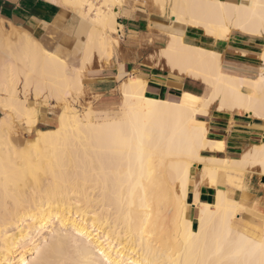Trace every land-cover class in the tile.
<instances>
[{"label":"bare ground","instance_id":"bare-ground-1","mask_svg":"<svg viewBox=\"0 0 264 264\" xmlns=\"http://www.w3.org/2000/svg\"><path fill=\"white\" fill-rule=\"evenodd\" d=\"M113 1L61 0L78 9L76 66L29 35L7 39L10 59L0 64V104L9 110L0 117V264H221L223 250L240 264H260L264 215L259 237L246 232L238 223L244 197L218 186L212 203L194 197L192 228L186 197L203 183L217 186L222 171L255 167L264 174V137L229 158L221 154L223 139L208 136L206 121L211 107L264 120V0H155L185 29L170 31L149 58L209 91L197 105L182 93L153 97L147 81L132 75L120 83L118 112L101 118L98 109L81 114L70 97L85 64L96 54L109 59L118 45ZM234 31L263 40L255 73L223 64L221 46ZM19 80L23 93L46 91L61 103L55 124L22 145L10 135V113H24L30 130L37 111L19 96Z\"/></svg>","mask_w":264,"mask_h":264},{"label":"crops","instance_id":"crops-1","mask_svg":"<svg viewBox=\"0 0 264 264\" xmlns=\"http://www.w3.org/2000/svg\"><path fill=\"white\" fill-rule=\"evenodd\" d=\"M75 15L65 12L55 1L0 0V64H7L10 59L5 46L7 39L18 40L22 38V41L25 35L37 39L36 41L42 47L56 53L68 64L72 66L80 64L78 54H76L78 15ZM121 25L129 33L126 39L121 40L119 37V45L116 47L118 56L99 61L94 55L91 61L87 63L94 64V67L86 72L87 82L97 86H107L100 89L104 92L120 79L137 75L147 81L146 93L148 95L160 98H177L182 93L183 100L184 97L196 96L195 101L190 103L197 105L206 92L205 86L204 89L200 86V83H204L198 79L181 76L174 72L165 73L162 68L150 65L151 63L141 56L139 31L134 27L129 28L125 27L124 24ZM244 37L246 40H241V46L228 44L222 58L227 53L230 58L229 64H260L258 54L261 51V43L258 41L259 38ZM119 53L121 54L119 55ZM118 75L122 76L119 77ZM102 104H112V99L106 98ZM247 115L243 112L229 113L214 110L206 116L209 129L208 136L223 139L224 149L221 150L223 156L237 158L245 146L263 139L264 128L262 125L264 120ZM263 180L264 177L255 167H251L245 171L234 172L230 170L218 173L217 186L203 183L199 185L196 195L194 190L189 189L186 200L191 204L189 209L191 227L196 228L197 226V206L194 204V197L196 196L200 203H212L219 186L227 188L236 199L242 196L243 190L247 191L249 198L244 200L246 206L244 205V209L239 213L238 223L244 230L254 231L255 223H260V216L264 213Z\"/></svg>","mask_w":264,"mask_h":264},{"label":"rangeland","instance_id":"rangeland-1","mask_svg":"<svg viewBox=\"0 0 264 264\" xmlns=\"http://www.w3.org/2000/svg\"><path fill=\"white\" fill-rule=\"evenodd\" d=\"M103 1L104 0H93L95 4H101V2ZM55 2H57L62 7V9L65 10V12L76 14L75 16H77L78 14L77 7L64 4L61 2V0H55ZM157 3L158 2L155 0H114L113 1L114 8H116L115 19L120 24H124L125 27H129V28L134 27L139 31L140 50H141L140 52H141L142 58H144L146 61H149V63H151L150 65L152 66L160 67L162 65V68H163L162 71L167 73L170 71H168L163 66V64H161L160 66L156 65L153 59L149 58V55L155 52L158 48L166 45L168 38H169L170 31H176L179 34H182L184 32L185 25L181 22L173 23L171 19L169 20L167 16H165L164 14L160 12L161 10ZM111 7L113 8V6ZM74 10L76 12H74ZM121 27L122 28H120L119 36L121 37V40H122V39L127 38L129 31L126 28H124L122 25ZM241 40H246V38L242 36L241 34H239L238 32H235V31L232 32L231 35L229 36V39L226 41V43L223 46H221L222 52L225 51L226 46L228 44L231 46H236V44L237 46L238 45L241 46L240 44L242 43ZM202 41L203 43L204 41L205 43H207L206 40L204 39H202ZM258 41L261 44L263 43L262 39H259ZM118 45H119V42H118ZM118 45L114 44L112 46V55L110 58H112L113 56L114 57L118 56V49H116ZM120 54L121 53H119V55ZM97 59L99 61L107 60L105 58L101 59L99 58V56H97ZM229 59H230L229 55L225 53L224 57L222 58L223 64L226 65L227 67L228 66L231 67L232 65L234 69H238V70L243 69V70H247L248 72L255 73L256 69L259 66V64H251V65L250 64L248 65L247 64H235V65L229 64L227 65L228 64L227 62ZM93 67H94V64H85L82 70V74H81L80 89L73 91V95L70 97L71 100L69 99L70 104L73 107H75L77 110H79L81 114L85 113L88 109L91 108V109H98L96 113L98 116H101V118L107 115L109 116L113 115L118 112L119 104L120 102H122V95L120 93V83L124 81L127 77L120 79L118 82H115L111 86V88H109L107 91L102 92L100 91V89H102L103 87H107V86L105 85L97 86V85H93L87 82L86 72L90 71ZM171 72L178 74L176 71H171ZM122 75H118V76L120 77ZM178 75L187 76L185 74H178ZM200 84H201L200 86L203 89L205 86L206 92L209 91V87L207 86V84L205 85L202 83ZM17 87L19 90V96L23 99H28L31 103H33L37 111L36 113L37 120L33 128L30 130L27 128L28 124H26V120H25L26 116L24 113L18 116L16 113L10 111L11 112L9 116L10 135L11 137L14 138L17 145H22L25 141H32L39 129H45L55 124V121H56L55 114L59 111L61 103L55 100L54 98L49 97L48 94H46L47 93L46 91H44L45 93H42L36 96L34 95V93H32L33 91L31 90H27L26 93H23L22 83H20V80L17 83ZM195 97L196 96L184 97V100L186 102H194L196 99ZM106 98H111L112 104L103 105L102 102H104ZM1 105L2 104H0V117L5 115L6 112L9 111L6 108L4 109V107H2ZM214 110L215 109L211 107L208 110L209 112L207 116L211 114ZM174 191L175 189L173 188L169 189L168 195L171 197ZM243 197H244V200H247L249 198L246 190H243L242 196L239 199ZM172 212L173 211L170 212L171 215H172ZM263 215L264 213L260 216V223H258L257 225L255 223V230L254 231L246 230V232L248 233L256 232L258 233L257 236L259 237L260 232H261L260 227H261ZM230 255L231 254L227 250H223L217 253V257L219 258V261L221 264H234L236 259L233 261ZM238 259H242V257L239 256ZM238 261L240 262V260Z\"/></svg>","mask_w":264,"mask_h":264},{"label":"snow or ice","instance_id":"snow-or-ice-1","mask_svg":"<svg viewBox=\"0 0 264 264\" xmlns=\"http://www.w3.org/2000/svg\"><path fill=\"white\" fill-rule=\"evenodd\" d=\"M247 114L251 115V112H249ZM261 114H262V116H264V111H262ZM262 175H264V174H262ZM261 255H262V258L260 260V264H264V245H261ZM17 264H36V261H35V259L27 260V259L21 258V260L18 261ZM234 264H240V262L235 261Z\"/></svg>","mask_w":264,"mask_h":264},{"label":"water","instance_id":"water-1","mask_svg":"<svg viewBox=\"0 0 264 264\" xmlns=\"http://www.w3.org/2000/svg\"><path fill=\"white\" fill-rule=\"evenodd\" d=\"M263 137H264V135H263Z\"/></svg>","mask_w":264,"mask_h":264}]
</instances>
